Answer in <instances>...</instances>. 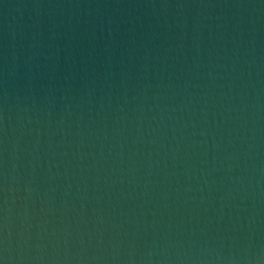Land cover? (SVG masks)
<instances>
[{
  "label": "water",
  "instance_id": "1",
  "mask_svg": "<svg viewBox=\"0 0 264 264\" xmlns=\"http://www.w3.org/2000/svg\"><path fill=\"white\" fill-rule=\"evenodd\" d=\"M0 264H264V0H0Z\"/></svg>",
  "mask_w": 264,
  "mask_h": 264
}]
</instances>
